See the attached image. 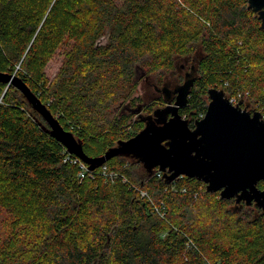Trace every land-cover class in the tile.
<instances>
[{
    "label": "trees",
    "instance_id": "1",
    "mask_svg": "<svg viewBox=\"0 0 264 264\" xmlns=\"http://www.w3.org/2000/svg\"><path fill=\"white\" fill-rule=\"evenodd\" d=\"M197 51L183 118L204 116L211 88L247 92L264 113V28L246 0H0V73L19 77L88 157L143 127L112 109L135 106L136 68L159 77ZM46 129L0 82V264H264L254 204L245 211L196 179L167 184L124 157L89 170Z\"/></svg>",
    "mask_w": 264,
    "mask_h": 264
},
{
    "label": "water",
    "instance_id": "2",
    "mask_svg": "<svg viewBox=\"0 0 264 264\" xmlns=\"http://www.w3.org/2000/svg\"><path fill=\"white\" fill-rule=\"evenodd\" d=\"M248 8L257 14L264 28V0H246ZM141 73L138 75V73ZM145 73L136 68V79ZM0 82L13 86L30 108L47 125L46 131L61 143L67 153L85 163L89 170L101 167L114 157L131 158L141 164L148 175L162 173L167 184L180 177L201 181L206 192L219 193L221 199L234 198L264 211V121L259 112L242 109V101L233 105L222 89L207 91L208 103L204 116L189 127L179 110L188 103L195 78L184 81L174 93L165 96L166 105L143 117L144 128L132 138L118 141L99 157H88L82 141L63 129L47 106L16 75L0 73ZM142 105L130 109L140 114Z\"/></svg>",
    "mask_w": 264,
    "mask_h": 264
},
{
    "label": "rangeland",
    "instance_id": "3",
    "mask_svg": "<svg viewBox=\"0 0 264 264\" xmlns=\"http://www.w3.org/2000/svg\"><path fill=\"white\" fill-rule=\"evenodd\" d=\"M115 1L117 4H120L122 2V0H115ZM106 40H107V36H104L103 38H101L98 41V44L103 45L106 43ZM201 56H202L201 51L200 52L197 51V53L194 56L176 58L174 69L168 73L160 74L159 77H162L161 79L158 76H156V74H153V75H146L145 74L139 80H136L138 82L137 91L135 93L131 94V97L138 98V100H135V106L138 107L139 105H142L144 107H148L149 105H155L153 107V111H154L156 108L162 107L163 105H166L165 96L163 94L161 95L160 93H157L155 91V89L157 88V89L163 90L164 89L163 87L165 86V84H167L166 82L170 83V90H172V88L175 87L176 84H178V86L183 84L184 72L189 71L191 73V75H193V71L191 70V68H195L196 63ZM61 59H62L61 55H56L48 63L46 70H45L46 76L48 77V79L51 80L55 77V75L59 69ZM181 66L184 67V71L180 70ZM143 73H145V72L143 71ZM140 74L141 73L139 72L138 75H140ZM122 101H124V100H120L116 105L113 106L112 109L115 113H118L121 111H123V112L128 111L127 107H132L129 105L128 101H124V102H122ZM233 105H235V104H233ZM135 106H133V107H135ZM250 106H251V109H254V107L251 104H248L249 108H250ZM241 107H242V109L244 108V106H242V105H241ZM247 111H249V110H247ZM130 113H132V112H130ZM146 113H147L146 111H144L138 115L133 113L136 115V119L140 120V122L143 123L142 128H140V127L135 128L136 134L139 133L145 126V122L142 121V118L145 117ZM250 113H252V112H250ZM54 117L56 119H58L57 115L56 116L54 115ZM183 119H185V118H183ZM187 121H188V119H187ZM189 124H191V122ZM132 132H134V131L131 130V133ZM135 135H133V136H135ZM116 145H117V143L113 147H115ZM126 159L136 161V160L131 159V158H126ZM102 166H104V164ZM107 170H108V167H106V168L103 167L102 173L103 174L110 173L109 170L108 171ZM138 171L144 172L145 174H147L145 169L141 165L138 168ZM152 175H156V177H162V174H161V172L159 173V171L153 172ZM144 193H145V191L140 190V195H143ZM249 207H252V205L251 206L245 205L242 209H244L245 211L253 210V208L250 209Z\"/></svg>",
    "mask_w": 264,
    "mask_h": 264
},
{
    "label": "flooded vegetation",
    "instance_id": "4",
    "mask_svg": "<svg viewBox=\"0 0 264 264\" xmlns=\"http://www.w3.org/2000/svg\"><path fill=\"white\" fill-rule=\"evenodd\" d=\"M181 69V71H184V67L183 66H181L180 67ZM191 70L193 71L194 70V68H191ZM191 77H194L193 75H191V73L189 72V71H185L184 72V81L185 80H187L188 78H191ZM167 84H165V86L163 87L164 89L163 90H161V89H155V91L157 92V93H160L161 95L163 94L164 96H167V98H170V99H172V98H174L175 96H174V93H173V91L176 89V88H178L179 86H178V84H176L175 85V87H173L172 88V90H170V83H168V82H166ZM184 83V82H183ZM156 94V93H155ZM165 106V105H164ZM163 106V107H164ZM136 108V106L135 107H127V110L129 111V112H131L130 111V109H135ZM144 106H142V110H141V113L142 112H144ZM181 110V109H180ZM179 110V111H180ZM150 114H148V113H146V115H145V117H147V116H149ZM185 119H186V117H184ZM188 118V117H187ZM190 123V120H189V118H188V124ZM189 127L190 128H193V123L192 124H189Z\"/></svg>",
    "mask_w": 264,
    "mask_h": 264
},
{
    "label": "built area",
    "instance_id": "5",
    "mask_svg": "<svg viewBox=\"0 0 264 264\" xmlns=\"http://www.w3.org/2000/svg\"><path fill=\"white\" fill-rule=\"evenodd\" d=\"M247 95H248V93L247 92H244V93H238L237 95H236V97H227L228 99H229V101H230V103L232 104H237L238 102H240V101H242V106H244V107H247V110H249L250 112H255L256 111V109L254 108V109H251V106H250V108L248 107V104L246 103V101H247ZM254 107V106H253ZM260 114H261V120H263L264 121V113L263 112H261V111H258ZM88 167V166H87ZM81 168H82V170H86L85 169V166L84 165H81ZM160 173V172H159ZM162 174V173H161ZM81 177H83V175L81 174ZM181 178V177H180ZM141 196H144L145 197V194H143V195H141Z\"/></svg>",
    "mask_w": 264,
    "mask_h": 264
}]
</instances>
